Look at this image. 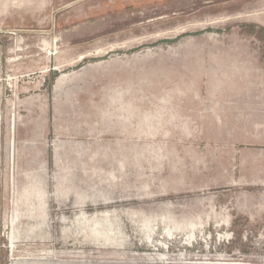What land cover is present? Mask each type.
<instances>
[{
    "label": "rangeland",
    "instance_id": "1",
    "mask_svg": "<svg viewBox=\"0 0 264 264\" xmlns=\"http://www.w3.org/2000/svg\"><path fill=\"white\" fill-rule=\"evenodd\" d=\"M92 45L219 50V76L264 77V0H0V264H264V185L251 180L264 147L250 142L262 134L142 149L140 178L117 195L83 197L77 182L55 198L52 173L12 178L14 101ZM194 58L176 75L211 77L212 59Z\"/></svg>",
    "mask_w": 264,
    "mask_h": 264
},
{
    "label": "crops",
    "instance_id": "2",
    "mask_svg": "<svg viewBox=\"0 0 264 264\" xmlns=\"http://www.w3.org/2000/svg\"><path fill=\"white\" fill-rule=\"evenodd\" d=\"M124 49L92 45L59 63L56 69H68L49 85L31 87L14 101L13 179L53 177L55 198L75 195L77 182L87 191L83 197L108 196L115 182L140 178L141 150L161 147L162 141L172 147L190 133H245L262 134L250 142L264 147L263 76H219V50ZM193 57L212 59L211 77L176 75L175 64ZM255 164L259 171L251 180L264 185L263 158Z\"/></svg>",
    "mask_w": 264,
    "mask_h": 264
},
{
    "label": "bare ground",
    "instance_id": "3",
    "mask_svg": "<svg viewBox=\"0 0 264 264\" xmlns=\"http://www.w3.org/2000/svg\"><path fill=\"white\" fill-rule=\"evenodd\" d=\"M10 145H11V148H12V141H11V144Z\"/></svg>",
    "mask_w": 264,
    "mask_h": 264
}]
</instances>
